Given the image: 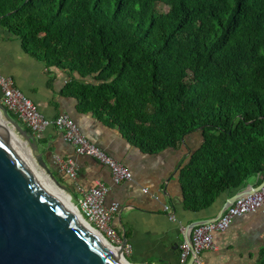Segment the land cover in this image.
Returning <instances> with one entry per match:
<instances>
[{
    "label": "trees",
    "instance_id": "1",
    "mask_svg": "<svg viewBox=\"0 0 264 264\" xmlns=\"http://www.w3.org/2000/svg\"><path fill=\"white\" fill-rule=\"evenodd\" d=\"M0 23L140 151L201 135L180 169L185 210L264 179V0H0Z\"/></svg>",
    "mask_w": 264,
    "mask_h": 264
},
{
    "label": "crops",
    "instance_id": "2",
    "mask_svg": "<svg viewBox=\"0 0 264 264\" xmlns=\"http://www.w3.org/2000/svg\"><path fill=\"white\" fill-rule=\"evenodd\" d=\"M0 73L11 78L14 87L43 117L68 116L91 144L129 169L130 181L113 184L106 167L76 155L59 132L49 128L37 137L43 142L39 153L51 164L53 156L75 163L77 184L87 188L99 181L107 187L104 205H117L112 228L119 237L123 233L132 264H179V245L188 238L193 223L217 219L235 194L251 191V187L262 183L261 177L251 178L243 188L221 194L203 211L185 210L179 174L183 160L202 143L199 133L188 135L174 149L157 154L140 151L105 117L80 111L77 101L64 93L68 74L34 58L23 48L20 38L1 23ZM1 95L0 90V99ZM62 178L69 194L75 196L70 181ZM165 206L170 207L174 221L164 211ZM213 244L214 250L202 254L206 264H256L264 248V205L254 213L236 217L225 231L215 232Z\"/></svg>",
    "mask_w": 264,
    "mask_h": 264
},
{
    "label": "water",
    "instance_id": "3",
    "mask_svg": "<svg viewBox=\"0 0 264 264\" xmlns=\"http://www.w3.org/2000/svg\"><path fill=\"white\" fill-rule=\"evenodd\" d=\"M0 113L27 146L35 166L65 193L64 187L54 180L42 154L37 152L32 135L10 119L1 102ZM263 184L264 181L257 188L251 187L249 192L258 191ZM243 194L242 191L235 194L225 208ZM209 222L193 223L189 229ZM120 239L121 245L116 251L121 256L126 245L123 233ZM189 260L193 264V257ZM0 264H121L108 246L43 189L1 131Z\"/></svg>",
    "mask_w": 264,
    "mask_h": 264
},
{
    "label": "built area",
    "instance_id": "4",
    "mask_svg": "<svg viewBox=\"0 0 264 264\" xmlns=\"http://www.w3.org/2000/svg\"><path fill=\"white\" fill-rule=\"evenodd\" d=\"M0 102L15 118L24 125L35 138L46 129L52 128L61 134L63 141L72 146L76 155L94 159L106 167L113 184H121L131 180V173L127 167L110 157L98 147L91 144L77 129L75 123L66 115L61 114L53 119H46L18 89L8 76L0 73ZM52 164L61 177L71 183L74 201L68 193L70 203L75 207L83 221L112 248L121 245L119 235L112 228L113 215L117 212V205H104L107 187L95 181L92 186L84 188L76 183V165L70 159L52 157ZM264 181V179L262 180ZM143 192H147L146 189ZM264 205V184L255 192H245L232 204L228 205L219 218L189 229L188 238L179 245V264H186L193 257L194 264H206L202 254L214 250L213 234L225 231L233 219L246 214L254 213ZM170 220L175 217L169 206L164 207ZM183 231L184 229L181 228ZM130 249L127 245L122 248L121 256L127 261ZM128 262V261H127Z\"/></svg>",
    "mask_w": 264,
    "mask_h": 264
},
{
    "label": "bare ground",
    "instance_id": "5",
    "mask_svg": "<svg viewBox=\"0 0 264 264\" xmlns=\"http://www.w3.org/2000/svg\"><path fill=\"white\" fill-rule=\"evenodd\" d=\"M0 131L9 141V145L17 153V155L28 165L32 174L39 181L43 189L51 195L56 201L68 208V210L106 247H109V251L117 258L121 264H130L122 256L118 255L116 249L111 248L102 237L93 231L79 216L75 207L70 203L69 197L66 193L59 190L49 179L48 177L39 170L28 152L27 146L12 130L11 126L5 121L4 117L0 113Z\"/></svg>",
    "mask_w": 264,
    "mask_h": 264
},
{
    "label": "rangeland",
    "instance_id": "6",
    "mask_svg": "<svg viewBox=\"0 0 264 264\" xmlns=\"http://www.w3.org/2000/svg\"><path fill=\"white\" fill-rule=\"evenodd\" d=\"M166 10H167V6H166V5H164V4H162V3H157V4H156V11H157V12L161 13V12H165ZM65 193L68 194V192H66V190H65ZM70 196H71V201H72L73 203H75V201H74V196H73V195H70ZM127 260L130 261L129 258H127Z\"/></svg>",
    "mask_w": 264,
    "mask_h": 264
}]
</instances>
